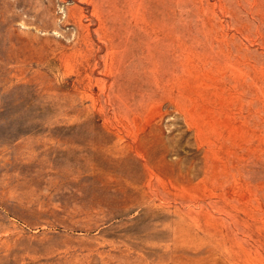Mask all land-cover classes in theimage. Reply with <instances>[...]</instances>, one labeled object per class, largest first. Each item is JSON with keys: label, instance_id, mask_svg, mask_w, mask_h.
<instances>
[{"label": "rangeland", "instance_id": "1", "mask_svg": "<svg viewBox=\"0 0 264 264\" xmlns=\"http://www.w3.org/2000/svg\"><path fill=\"white\" fill-rule=\"evenodd\" d=\"M0 264H264V0H0Z\"/></svg>", "mask_w": 264, "mask_h": 264}]
</instances>
